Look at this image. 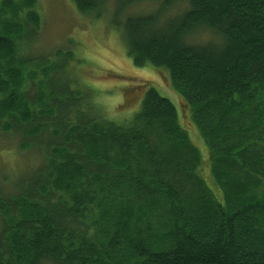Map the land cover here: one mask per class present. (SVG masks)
<instances>
[{
  "label": "trees",
  "instance_id": "obj_1",
  "mask_svg": "<svg viewBox=\"0 0 264 264\" xmlns=\"http://www.w3.org/2000/svg\"><path fill=\"white\" fill-rule=\"evenodd\" d=\"M183 1L127 15L123 33L136 66L167 71L206 160L154 87L117 121L81 86L54 88L60 67L22 50L36 0H0L2 130L37 154L0 191V264H264V0ZM200 28L215 37L190 42Z\"/></svg>",
  "mask_w": 264,
  "mask_h": 264
},
{
  "label": "rangeland",
  "instance_id": "obj_2",
  "mask_svg": "<svg viewBox=\"0 0 264 264\" xmlns=\"http://www.w3.org/2000/svg\"><path fill=\"white\" fill-rule=\"evenodd\" d=\"M98 9L80 12L72 0H36V10L39 26L32 36L26 10L19 12L22 19L27 21L22 50L26 56L39 60L48 58L61 74L52 76L51 85L64 91L78 89L80 95L83 89L89 92L88 101L97 103L101 112L112 120L126 118L139 107L141 98L148 86L156 88L159 93L168 97L176 106L179 123L180 111L186 117L185 104L180 101L177 93L171 88L168 73L164 68L156 69L151 65L136 66L127 53L123 23L131 13H144L159 10L163 14H175L185 9L183 0H103ZM97 9V10H96ZM0 17L9 22V13ZM190 42L203 43L214 38L208 29H197L190 34ZM31 39V40H30ZM21 42H19L20 44ZM5 76V75H4ZM38 80L42 73H38ZM74 77V78H73ZM70 81H69V80ZM72 79L74 82H72ZM33 88L36 85L32 86ZM74 97L78 95L73 94ZM68 101L71 98L68 97ZM181 107V108H180ZM0 120V191L3 195L14 192L13 184L25 174L26 167L33 166L36 152L33 148H22L16 135L2 130ZM184 123V122H183ZM184 128L197 146L202 160L207 159L204 142L196 128L184 123ZM20 140V139H19ZM21 150V151H20ZM12 152V153H10ZM207 161H201L200 171L206 177L208 184L218 194L209 178ZM9 192V193H8Z\"/></svg>",
  "mask_w": 264,
  "mask_h": 264
},
{
  "label": "bare ground",
  "instance_id": "obj_3",
  "mask_svg": "<svg viewBox=\"0 0 264 264\" xmlns=\"http://www.w3.org/2000/svg\"><path fill=\"white\" fill-rule=\"evenodd\" d=\"M10 153H12V152H10Z\"/></svg>",
  "mask_w": 264,
  "mask_h": 264
}]
</instances>
